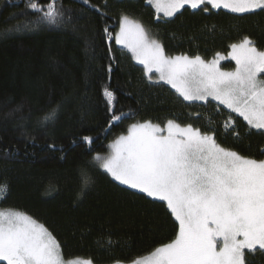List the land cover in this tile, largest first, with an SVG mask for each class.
Returning a JSON list of instances; mask_svg holds the SVG:
<instances>
[{"label": "trees", "instance_id": "1", "mask_svg": "<svg viewBox=\"0 0 264 264\" xmlns=\"http://www.w3.org/2000/svg\"><path fill=\"white\" fill-rule=\"evenodd\" d=\"M38 2L46 9L49 0ZM28 5L0 0V185L6 186L0 209L22 211L43 224L65 260L130 263L175 238L178 224L164 203L117 184L91 163L129 125L172 119L213 132L221 146L245 157L264 159V132L213 101H183L115 45L126 15L167 56L210 60L244 37L264 51V10L231 14L184 7L163 19L147 0H56L58 22L36 25L38 14ZM105 88L114 94L115 113L123 114L114 124ZM53 111L55 118L45 122ZM82 168L93 179L86 188ZM245 253L246 264H264V251Z\"/></svg>", "mask_w": 264, "mask_h": 264}, {"label": "snow or ice", "instance_id": "2", "mask_svg": "<svg viewBox=\"0 0 264 264\" xmlns=\"http://www.w3.org/2000/svg\"><path fill=\"white\" fill-rule=\"evenodd\" d=\"M147 2L159 11L160 0ZM186 5L204 11L210 5L238 14L264 10V0H168L165 16ZM28 6L38 14L36 25L55 24L62 16L56 0H49L46 9L38 0H29ZM105 33L112 39L107 28ZM115 42L144 66L145 76L151 80L155 72L184 101L211 98L242 117L250 128L264 130V51L248 37L231 44L226 57L217 53L211 61L199 55L167 56L158 40L125 15ZM221 59L235 61V69L222 71ZM104 96L110 123L119 122L123 114L114 111L113 92L105 88ZM54 118L55 111L44 120ZM232 124L231 118L226 121L225 131ZM83 139L89 145L93 142L88 136ZM108 148L109 155L97 154L93 163L120 185L165 202L178 224L174 239L132 264H246L245 250H264V159L245 157L221 146L213 132L172 119L163 126L151 121L133 123ZM80 175L83 187L93 183L86 169ZM5 192L6 186L0 185V194ZM0 262L80 264L63 258L60 243L43 224L13 209L0 210Z\"/></svg>", "mask_w": 264, "mask_h": 264}, {"label": "rangeland", "instance_id": "3", "mask_svg": "<svg viewBox=\"0 0 264 264\" xmlns=\"http://www.w3.org/2000/svg\"><path fill=\"white\" fill-rule=\"evenodd\" d=\"M147 4L148 5H150L151 7H152V9H153V11L155 12V14L157 15V16H159V17H161V18H163V19H171V18H173V16L177 13H175L174 15H172V16H165V10H166V8L168 7V0H160V2H159V11H157V7H156V5H154V4H149L148 2H147ZM185 7H188L187 5L185 6ZM209 7H211L210 5H209ZM188 8H190V7H188ZM215 10H222V11H225V12H228L227 10H225V9H215ZM259 10V9H258ZM258 10H256V11H258ZM228 13H230V12H228ZM231 14H238V13H231ZM244 14H246V13H244ZM119 29H120V20H119V25H118V29H117V31H116V33L119 31ZM115 45H116V47L117 48H119V49H121V50H124V51H126V52H128L130 55H131V57H132V60H133V62L136 64V65H139V66H141V67H143L144 68V66L143 65H141V64H138L137 62H136V60L133 58V56H132V53L127 49V48H125V47H122V46H120V45H117L116 44V42H115ZM231 51V49L228 51V52H226V53H223V54H221L222 56H227L228 55V53ZM214 58V57H213ZM212 58V59H213ZM212 59H210V60H205V61H211ZM232 64V67L230 66V67H228L227 65L228 64ZM219 67H220V69L222 70V71H225V72H229V71H233L234 69H235V67H236V65H235V61H233V60H231V59H221L220 60V62H219ZM155 75L156 76V80L157 81H159V79H158V76H157V74L155 73V72H153V73H151L150 75ZM261 78L262 79H264V74H262L261 75ZM159 82H161V83H163V84H165L163 81H159ZM165 85H167L172 91H174L175 93H176V91L174 90V89H172L168 84H165ZM177 94V93H176ZM178 95V94H177ZM179 96V95H178ZM180 97V96H179ZM182 100H183V98L182 97H180ZM209 100L210 101H213V102H215V103H217L218 104V102L217 101H214V100H211V98H209ZM208 100V101H209ZM184 101V100H183ZM185 102H188V101H185ZM188 103H205L204 101H192V102H188ZM219 105V104H218ZM221 107H223V108H225L223 105H220ZM227 111H229V109H227V108H225ZM236 116H238L236 113H234ZM238 117H240V116H238ZM242 120H243V118L242 117H240ZM244 121V120H243ZM246 124H247V122L246 121H244ZM248 125V124H247ZM161 126H163V125H161ZM248 127H249V125H248ZM250 128V127H249ZM250 129H253V130H257V131H262V132H264V130H258V129H255V128H250ZM127 133V132H126ZM114 141V140H113ZM112 141V142H113ZM112 142H110V143H112ZM109 143V144H110ZM108 144V145H109ZM109 153H110V149L107 147V151L105 152V153H103V154H99V155H102V156H107V155H109ZM97 155V154H96ZM96 155H94V156H96ZM94 156L92 157V159H91V163L93 164V165H95V166H98V165H96V164H94L93 163V158H94ZM109 176V175H108ZM110 177V176H109ZM111 178V177H110ZM112 179V178H111ZM114 181V180H113ZM114 182H116V181H114ZM117 184H119L118 182H116ZM120 185V184H119ZM121 186H123V187H125V188H127V186H125V185H121ZM127 189H129V188H127ZM129 190H132V191H134V192H136L135 190H133V189H129ZM137 193H139V192H137ZM140 194H143V193H140ZM3 194H0V197L2 196ZM144 195V194H143ZM147 197V196H146ZM147 198H150V197H147ZM150 199H152V198H150ZM152 200H154V199H152ZM155 201H159V200H155ZM159 202H162V203H164L165 205H166V203L165 202H163V201H159ZM0 210H7V209H0ZM245 251H247V250H245ZM261 251H264V250H261ZM146 256V255H145ZM141 258V257H140ZM71 260H75V261H78V262H80V264H88V262L87 261H83V260H81V259H71ZM136 260V259H135ZM133 262V261H132ZM132 262H130V263H115V264H132ZM91 264V263H90Z\"/></svg>", "mask_w": 264, "mask_h": 264}]
</instances>
